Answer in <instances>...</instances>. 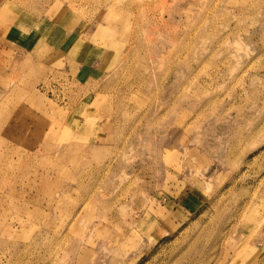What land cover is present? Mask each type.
Instances as JSON below:
<instances>
[{
  "label": "rangeland",
  "instance_id": "rangeland-1",
  "mask_svg": "<svg viewBox=\"0 0 264 264\" xmlns=\"http://www.w3.org/2000/svg\"><path fill=\"white\" fill-rule=\"evenodd\" d=\"M0 264H264V0H0Z\"/></svg>",
  "mask_w": 264,
  "mask_h": 264
},
{
  "label": "crops",
  "instance_id": "crops-1",
  "mask_svg": "<svg viewBox=\"0 0 264 264\" xmlns=\"http://www.w3.org/2000/svg\"><path fill=\"white\" fill-rule=\"evenodd\" d=\"M95 67L90 65H83L79 68V74L77 75L79 78L85 77L88 74H92L95 76Z\"/></svg>",
  "mask_w": 264,
  "mask_h": 264
}]
</instances>
